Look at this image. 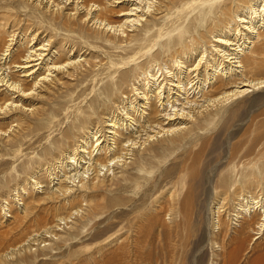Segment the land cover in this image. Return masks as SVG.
Returning a JSON list of instances; mask_svg holds the SVG:
<instances>
[{
	"label": "bare ground",
	"instance_id": "6f19581e",
	"mask_svg": "<svg viewBox=\"0 0 264 264\" xmlns=\"http://www.w3.org/2000/svg\"><path fill=\"white\" fill-rule=\"evenodd\" d=\"M1 2L3 4H0V12H5L7 16L2 19L3 22L0 21V119L10 120L8 125L6 124L8 129L0 128V137L4 140L1 141L8 145V148L9 145L18 148L26 136L25 129H45L49 130L46 132V138L51 139L50 146L53 150H59L57 155L48 153L53 160L47 161L50 165L45 168L49 183L42 185L41 179H35L36 172L32 171L28 181L23 179V183L13 189V196L18 202L20 193H25V186L29 185L36 190L40 186L43 188L42 194L32 196L25 202L21 215L15 218L16 222H22L37 202L50 201L58 198L60 194L65 195L71 191L73 182H80L81 190L71 197L69 204L75 214L82 210L80 215L76 218L77 215L73 216L71 210L68 211L69 215H56L55 223L41 231L43 234H50L49 242L41 247H52L57 240H67L77 235L74 230L66 234L64 232V236L54 231L61 223H67L66 220L71 215L75 217H71L72 220L75 219L71 227L75 223L83 224L102 215V209L105 207H121L119 213L123 214V217L138 212L141 217L150 207L148 199L156 189H160L164 183L167 185L173 182L179 185V193L183 192L182 198L171 197L169 201L160 204V211L166 212L171 219L162 238L166 245H159L162 250L157 251L160 257L155 258V264H178L179 260L180 264L189 263L186 257H189L188 241L193 229L189 230L188 225L198 218L197 205L199 206L201 192L206 194L209 191V188L203 187L206 185H203V168L200 171L192 170V167H186L184 159L175 161L170 167H162L155 179L143 190L142 196L137 199L125 195L97 198L98 192L101 189L110 191L112 186L123 190L127 185H123V182L131 180L136 173L126 168L128 164H132L131 169L141 171L140 168L147 158L141 154L135 157L136 149L145 148L144 150L148 149L152 154L160 156L167 151L170 153L195 144L196 140H201L203 131L200 130L208 129L214 121L222 118L226 103L264 87V0ZM23 13L27 19L23 20L22 24V20L18 18L9 21L11 17L16 18ZM6 24H9L7 29ZM173 33L176 37L170 41ZM207 42L210 46H206ZM82 48H86L85 51L100 49L104 54L103 60L95 61L94 54L81 58ZM98 84L101 86L96 89ZM74 85L75 88L81 85V89L76 91L68 105L67 99L63 103L55 102L53 105L56 107H48L49 103L60 99L57 94L60 90L67 96L72 95L74 90L71 87ZM91 94L92 96L87 98ZM85 101L89 102L88 114L75 113L80 109L79 104ZM46 104L48 105L45 106ZM58 109L63 112V117H59L57 124L54 122V129H49L50 123L44 115L49 113L53 117L55 113H59ZM239 111V108L235 107L230 113L231 118L236 119ZM65 119L70 120L67 122ZM64 121L67 122L65 127ZM56 130L60 132L57 139L56 136L53 137ZM156 141L160 143L154 145ZM49 148H46L47 152H50ZM234 151V145L231 143L228 151L230 157H234ZM4 152L8 154L9 150ZM133 155L135 158L128 161ZM192 156L195 163L198 153ZM115 168L121 170L115 173ZM109 174L112 177L110 176L111 182L107 185L103 177ZM228 174L221 175L222 178L218 177L220 189L228 188L231 173ZM51 182L52 186L49 185ZM239 184L243 190L254 185L264 186V164L258 165L251 174L244 175ZM219 190L214 193H221ZM261 191L257 196L253 194L256 192L247 196H244L243 192L242 198L239 194L241 199L238 197L239 200L235 204L228 205L230 207L219 205L223 207V212L215 210L217 214L214 221H211L212 225L210 224L214 227H211L213 231L209 234L210 244L213 243L220 249L227 247L228 243L232 245L229 244L231 247L228 252L218 253V248H215V253L213 251L217 257L221 254L219 258L222 257V264H235V253L246 251L249 246L246 245L248 232H264V192L263 189ZM83 200L88 202L85 207H82L81 203L78 205ZM3 202L1 212L5 214L10 206L6 199ZM113 216L117 217L114 211L110 217ZM240 219L243 222H240ZM105 221L106 219L103 222ZM239 222L238 229L236 227ZM137 223L138 221H132L130 225L127 224L134 237L124 236V239L132 238L135 243H139L141 227L146 236L154 230L155 222L146 226ZM98 224L100 222L96 223V226ZM109 227L104 226L96 233H105L112 229ZM182 227L183 230L179 231ZM235 230L238 234L235 237L240 239L238 238L234 247ZM97 234H93L95 239ZM196 235H199L198 232ZM263 239L264 236L262 241L258 239L252 246V249L257 250L256 256H252L249 261L244 256L247 262L240 263L239 260L238 263L264 264ZM30 240L38 241V235L29 237L28 241ZM219 240L223 243L222 246L218 245ZM190 241L189 243H193ZM37 243L39 246L40 242ZM125 243L121 240L117 243L120 244L117 246L119 252ZM194 245L198 247L197 243ZM9 250L0 252V264H13L8 260V255L17 252L19 248L16 251L14 248ZM39 254L44 252L24 254L17 259V263L33 261Z\"/></svg>",
	"mask_w": 264,
	"mask_h": 264
},
{
	"label": "rangeland",
	"instance_id": "374dc122",
	"mask_svg": "<svg viewBox=\"0 0 264 264\" xmlns=\"http://www.w3.org/2000/svg\"><path fill=\"white\" fill-rule=\"evenodd\" d=\"M0 4H3L1 0H0ZM6 16L7 14L5 12H0V21L3 22L2 19H4V17ZM17 18L22 20L21 24L27 19L23 13L21 15L19 14L16 18L11 17L9 21L13 19H17ZM8 27H9V24H6L5 29H7ZM173 35L171 36L170 41L176 37V34L173 33ZM187 40H189V38ZM206 46H210V44L207 42ZM85 49L86 48H82L80 51V53H83L81 58L83 57L88 58L90 55L94 54L93 56L95 58V61L99 62L100 60H103L102 58H104L103 56L104 54H102V51L100 49H97V50L88 49L86 51ZM99 50L100 52H98ZM116 75L117 73L114 74V79H116ZM100 86L101 85L98 84L96 86V89L99 88ZM71 89L74 90L72 95L67 96L65 93H62L63 90H60L57 93L59 94L60 99L58 100L56 99V101L54 102L52 101L51 103H49V105L46 104L45 106L48 105L49 108L51 107V105L52 107H56L53 105L55 102L60 101L61 103H63V102H66L67 99H68L67 101V105H68L73 95H75L81 89V85L76 88L74 85L71 87ZM91 96L92 94L88 95L87 98H90ZM88 106H89V102L85 101V102L80 103L79 104L80 109L76 110L75 113L81 115L82 113L86 112L84 113V115L88 114L87 113V111L89 110ZM235 107L239 108L240 110L239 116L236 119L231 118L230 116L231 111H233ZM57 112L59 113H55V115L58 118L55 115L51 117L49 113H46L44 115V118L48 120L50 123L49 129H54L55 128L54 122H56L55 124H57L59 121L58 119L63 117V112L60 109H58ZM14 117H16V115ZM70 119L72 120L73 117L71 116ZM70 119L68 120L65 119V121L67 120V122H69ZM6 121L7 119H0V128H2L3 130L7 128V125L10 120L7 122ZM65 121L63 124L64 127L67 124V122ZM14 124H16L15 121H14ZM12 126L14 125L12 124ZM48 131L49 130H45V129L43 130H35V129L26 130L25 129L24 133L26 136L21 146H19L18 148L17 147L15 148L11 145H9V148H8V145L7 146L4 145L3 144L4 142H2L4 140H2V137H0V252H4V249H5V252H7V250L10 251L9 248L11 250H13L14 248V251H16V249L18 250L19 248L17 252L8 255V260L13 262V264H21V263H17L18 261L17 259L24 254H34V253L36 254V253H41V252H44V254L42 255L39 254L33 261H26V262H23V264H155V258L160 257L158 252L162 250L161 247H159V245L160 246L162 245V247L166 245L164 243V240H162V238H163V234L166 233L165 231V229H167L166 225L167 226L170 225V219H171L170 216L166 212L160 211V204H164L166 201H169L171 197H174V199H178L179 197L182 198L181 194L183 192L179 193V191L177 190V188L179 189L178 187L179 185H175L173 184V182H170L167 185L164 183V185H166L167 187L163 185L164 187L162 186L160 187V189H156V192H154L153 195L150 197L151 199L150 198L148 199V202L150 201V205H149L150 207L146 211H144V214L141 217H139V212L137 214L133 213L132 215L131 214L124 215L125 217H123L122 216L123 214L121 215V213H119L120 210L122 209L121 207H114L115 209L105 207L102 209V211H104L102 215L97 216L95 219H92L88 222L86 221L83 224L79 222L75 223V225L71 227L72 221L74 222L75 220V219L72 220V218H75V217H72V215L73 216L77 215L76 216L77 218L80 215V212L82 211L80 210L79 213L75 214L76 212L74 211V209L72 211V209H70V206H69V204L71 203V197H73V195H77V193H79V191L81 190V187L79 186L81 183L73 182L74 185L71 187V191H68L65 195L60 194L58 198H55L50 201L37 202V205L32 208L31 210L32 212L30 211V213L22 220V222H16L15 218L16 216L21 215L25 202H27V200H29L30 197L32 196L37 197L39 196V194H42L43 188L40 186L38 187V190H36V188H33L29 185L25 186L26 187L24 191L25 193L23 194L20 193V198L18 202H17V199L13 196L14 194L13 189H15V187H17L21 183H23L22 181L23 179L28 181L29 176L32 171L36 172L35 179H39V180L41 179L42 185H46L50 181V179H47L46 177L47 172L45 168L50 165V163H48L47 161L51 162L53 160H51L50 158L51 155L49 156L48 153L57 155L59 154V150H53L54 148L50 146L49 142L51 139L46 138ZM58 132L59 131L56 130V133L54 132L53 134L54 138L56 136L55 139L59 138L60 136V132L59 133ZM200 132H201V137H200L201 140H198V141L196 140L195 144H192V145L190 144L191 146L187 145V147H182L183 149L178 148L177 149L178 151L173 150L172 152L170 151V153L169 151H167L165 154L162 153V155L160 156L159 155L156 156L152 154L151 151H149L148 149L144 150L145 148H139L138 150L136 149L135 150L136 156L133 155L131 159H128V161L133 160L135 157H137V155L139 156L140 154L146 157L147 159L144 161L142 167L140 168L141 171L137 172L138 170L131 169V167H133L132 164H128L126 168L130 169L132 173L136 172L135 176H133L131 180L123 182V185H125L124 183H127L128 186L126 185V187L123 188V190H119L120 187H118L119 189H115L116 186H112V189L110 190L111 192L108 191L107 189H105V191L101 189L98 192L97 198H101L102 196H106L108 198V197L118 196V195H125L126 197H134L135 199L140 198L139 196H142L143 190L147 188V185L150 184V181L155 179L160 169L162 167H170L171 164L176 163L175 161L180 162L184 159L186 163V167L188 168L192 167V170L200 171L203 168L201 170L203 172L202 175L204 176V171H205L204 179L207 180L206 182L204 180L203 185L204 184L208 185L207 187L206 185H204L203 187H205L206 189L209 188V191L206 194H204V192H201V196L199 197V206L197 205L198 207L197 209L199 212L196 215H198V218H196L197 216H195L196 218L195 222H193L192 224L189 223L188 225L190 227L189 230L193 229V231H191L190 233L189 238L190 240L192 239L194 240V241L193 240L192 241L189 240V241L193 242L194 244L197 243L198 247L197 246L195 247L193 243H189L188 241V244H190L188 245V252L190 251L189 252L190 258L186 257V259H188V261H190L191 264H216V262L217 264L218 263L222 264L221 263L222 259L220 261V258L222 257L219 258L221 254L218 257L217 255L214 254L215 248L216 249L218 248L217 249L218 253H222V251L228 252L232 245L228 243L226 244L227 247L224 248L223 246L220 249L219 247L215 246V244L213 245L212 241H211L212 244H210L211 236L209 234L212 233L211 230L213 231L212 228H214L213 226H211L212 225L211 223L214 221L213 219L215 218L217 214L216 212L217 211L223 212L224 209L222 206L230 207L228 205H231V203L235 204V202L239 200L240 195L242 198L244 194H245L244 196H247V194L251 195V193L253 192L258 193L259 192L258 190H260V192L258 194L253 193L254 196L255 195L257 196L260 193H262L261 191L262 189L264 192V188H263L264 186L261 187V185L260 187L259 185H254V186H251L243 190V188H241L239 184L240 179L244 175L251 174V172H253V170L256 169L258 165L261 166L264 164V87H260L256 89L255 91H250L249 93H245L241 96H238L237 98H233L232 100H230L228 103H226V110L222 118L217 121H214L212 125H209L208 129L200 130ZM6 133H8V131H6ZM2 136H5V134H2ZM5 137H3V139H5ZM161 138H159L160 142H162ZM160 142L156 141V144L154 145H158ZM231 143L234 145V148L236 151V152L234 151L235 152L234 157H230V155L228 154L229 146ZM45 147L46 148L50 147L51 148V149L49 148L50 152L49 150L47 152ZM147 147L148 145L146 146V148ZM7 150H9L10 153L8 152V154L7 153L5 154L4 151L7 152ZM51 151L52 152L54 151L55 153H52ZM194 153L196 154L198 153V158L195 163L193 161L194 156H192L194 155ZM45 156L47 157L44 159ZM41 157H42V160H41ZM39 160L40 162H38ZM40 166H42V168H40ZM230 167L232 168L231 170H230ZM120 170H121L120 168H117V169L115 168V173L119 172ZM229 170L232 172H230ZM27 171L29 172V174ZM226 173L227 174L231 173L230 174L231 177H229V180L231 181L229 184L231 185L228 184L227 189H220V187L218 186V179H219L218 177H220L221 175L225 176L227 175ZM110 176L112 177V175L110 174L108 176L103 177V180L105 184L107 185L111 182ZM77 179L78 178H76V180ZM52 184L53 183L51 182L49 185L52 186ZM212 189H214V191H216L217 189L218 190L220 189L219 191H221V193L215 192L216 194L218 193L217 195H215ZM223 190L225 191V193L227 191V194H225ZM247 191H249L250 193H248ZM243 192L244 194H242ZM223 193H224V196H223ZM215 196L216 197L219 196V197L216 198ZM221 197L223 199H221ZM5 199L9 201L8 203H9L10 208H8L7 212L3 214L1 212L2 210L1 205L4 203L3 201ZM262 199H264V195ZM87 203L88 202L86 200H83L79 202L78 205L80 204L82 207H85V204ZM216 205L218 206L222 205V206L218 207ZM217 208L219 209L217 210ZM68 211H70L71 213H74L71 215L72 217V218L70 217L71 219L68 218L66 220V222L68 221L67 222L68 224L61 223L60 225L61 228L56 227L54 228V231H56L57 234H61V233L63 234L64 232H65L64 234H66L74 230L77 232V235L73 238L72 237H70L69 239L67 238V240L66 238L61 241L57 240L56 243L52 247L51 246L41 247V245L47 244L49 242V235H50V234L48 235V234L41 233L43 228L52 226L55 223L56 215H60V214L66 215V213L67 215H69L70 213ZM113 211L117 213V217L116 216L110 217ZM199 213H200V216H199ZM200 217L202 221L200 220ZM105 219L106 221L103 222ZM197 219L199 220V223ZM52 220L53 222H51ZM241 220L242 219H240V222ZM132 221H138L137 224L145 225V226L146 224H149L150 222H155L154 230L152 233H147L148 235L146 236L141 227L142 233L140 232L139 234L140 236L138 237L139 243L137 242L135 243L132 240V238H127L132 235V230L130 229V226H127V224L130 225ZM98 222H100V224L96 226V223ZM240 222L238 223V226L236 227L238 229H239ZM195 224L197 227L194 226ZM104 226L105 227L111 226L112 229L108 230L105 233L104 231L100 233L102 234V236L100 234H97L96 232H98V230H100ZM193 226L195 227V229ZM200 226L202 227V230L204 231L201 230ZM197 228H198L197 232L200 236L196 235ZM182 230H183V227L182 229L181 228L179 229V231H182ZM207 230L209 233L207 232ZM237 230H235L234 232L235 234L234 235V247L238 243V238H239L238 236L235 237L236 235H238L236 233ZM192 233L194 235H192ZM34 234L38 235V241L40 242L39 246L37 243L38 241H35V242L34 240L28 241L29 237L32 238ZM93 234L95 235L97 234L98 237H96L95 239L94 238L95 235L93 236ZM159 234L162 236H160ZM255 234L252 232L247 233L248 238L246 241V245L247 246L249 245V246L248 248L245 249L246 251H244V253H242L243 251L241 253L239 252V254L234 252L235 253L234 257H236L235 264H237L239 260H240L239 261L240 263H246L247 262L246 258H248V261H249L253 258L252 256H256L257 250L252 249V246L256 242H258V239L262 241L264 232L255 233ZM108 235L109 237L105 239V237ZM124 236H127L125 237L127 241L124 239ZM192 236H195V237L193 238ZM131 237H134V236L132 235ZM251 237L253 239H251ZM122 239H124L126 243L123 242ZM120 240L122 243H125L121 251L122 253L119 252V250H117L118 247L120 246V244L118 245L117 243H120ZM220 242L221 241L219 240L218 245L220 244L222 246L223 243L222 242L220 243ZM14 246H16V248ZM189 246L190 247L194 246V247H191L192 249L189 250L190 248ZM114 249H116L115 252H114ZM250 249L252 251H250ZM116 253L120 255H117ZM114 254L116 255L114 256ZM121 254L123 255L121 256ZM187 256H188V253H187ZM224 256H226V254ZM238 257L239 259H237ZM178 262H179L178 264L181 263L180 260ZM190 262L189 263L187 262V264H190Z\"/></svg>",
	"mask_w": 264,
	"mask_h": 264
}]
</instances>
